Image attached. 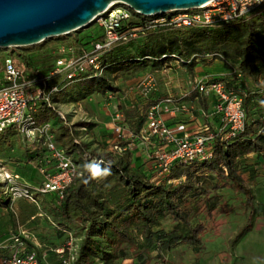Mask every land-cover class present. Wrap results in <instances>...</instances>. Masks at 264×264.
Listing matches in <instances>:
<instances>
[{"label": "trees", "instance_id": "16d2710c", "mask_svg": "<svg viewBox=\"0 0 264 264\" xmlns=\"http://www.w3.org/2000/svg\"><path fill=\"white\" fill-rule=\"evenodd\" d=\"M132 15L129 20L132 26H143L147 20L135 12ZM100 38L98 29L96 34L84 40L72 38L69 43L82 49L90 40ZM54 39L56 42L49 46L42 41L8 54L17 58L28 74H42L51 66L53 47L64 42L61 36ZM175 59L189 70L207 59H219L226 65L225 76L215 80L240 97L244 123L242 131L231 141L215 139L210 159L175 164L160 183H152L132 169L133 156L128 149L114 157L93 151L87 153L84 144L74 143L71 127L50 107L42 106L33 113L35 124H49L55 145L70 155L79 172V176L65 187L56 207L50 206L55 210L61 232L71 230L74 236L75 233L78 235L73 264H113L115 260L125 258V248L119 246L127 239L123 228L131 221L144 227L146 234L150 235L151 238H143L145 249L159 255L181 244L192 247L197 253L201 249L204 227L191 219L200 211L208 216L214 210L218 197L210 193L223 188H237L247 193L237 174L236 160L248 154L264 155V83L260 82L261 73L264 78V71H260L264 70V0L256 12L216 26L147 29L140 38L113 45L100 56V72L80 74L77 81L54 93L52 99H57L59 92L70 89L77 90L76 98L71 96L74 100L91 93L103 95L116 90L111 76H130L146 68L162 69ZM194 95L193 91L189 98ZM159 97L157 93L148 95L141 108ZM198 100L205 111V101L201 97ZM122 112L128 131L136 136L143 121L142 113L135 107ZM9 136L16 138L18 133L13 129L0 133V149L9 146ZM43 155L41 139L31 144L23 143L25 160L35 163ZM93 160L110 167L111 175L92 180L83 171V165ZM85 179L88 183H84ZM39 182L38 179L28 181L31 184ZM51 199L55 202L51 195L49 204ZM0 204L7 207L8 200L5 203L0 201ZM186 204L193 207V212H184L182 206ZM164 220L171 222L172 226L151 231Z\"/></svg>", "mask_w": 264, "mask_h": 264}, {"label": "built area", "instance_id": "2783aa9c", "mask_svg": "<svg viewBox=\"0 0 264 264\" xmlns=\"http://www.w3.org/2000/svg\"><path fill=\"white\" fill-rule=\"evenodd\" d=\"M262 1L209 0L195 9L144 16L147 20L143 26L130 25L129 20L135 11L125 4L116 3L93 20L101 32L99 40H90L87 47L82 49L69 42L57 43L52 49L53 61L45 73L28 74L17 58L4 55L0 60V133L13 129L27 143L41 139L44 147L43 157L35 162L41 177L38 184H27L15 173L0 174V188L8 202L12 204L22 199L35 204L37 197L52 195L57 203L62 199L65 187L79 176L77 165L70 155L55 145L49 124H35L33 113L42 106L53 108L54 93L77 81L80 74L100 72V56L113 45L140 38L147 29L155 27H206L228 23L256 12ZM179 61L175 59L171 65L178 66ZM209 75L196 76L191 90L177 97L167 93L141 108L148 95L157 93L152 72L141 74L135 84L141 102L131 106L143 115L141 127L136 136L131 135L121 109H115L110 114L114 151L120 153L124 150L118 143L126 137L140 140L157 179L164 178L175 164L210 159L215 139L219 142L231 141L242 131L244 112L240 97L232 90H226L222 82ZM193 91L195 95L189 98ZM117 93L105 92L103 100L108 104L118 96ZM199 97L203 98L209 110L202 109L198 103ZM55 112L62 117L59 110ZM211 113L218 116L215 127L200 121V118H206ZM74 143L78 144V141L74 139ZM42 216L41 213L36 214L37 218ZM16 231L0 241V264H41L34 250L26 243L27 234L20 227H16ZM62 233L65 234L62 244L52 250L56 257L55 264H73L77 245L68 231Z\"/></svg>", "mask_w": 264, "mask_h": 264}, {"label": "rangeland", "instance_id": "374dc122", "mask_svg": "<svg viewBox=\"0 0 264 264\" xmlns=\"http://www.w3.org/2000/svg\"><path fill=\"white\" fill-rule=\"evenodd\" d=\"M97 30L98 29H96L93 22L76 31L62 35V41L70 42L72 38L84 40L88 38L89 35L96 34ZM56 40L57 39L49 38L43 41V44H45V46H49L56 42ZM87 45L88 43L84 47L86 48ZM22 48L23 47H10L6 49L0 48V60L9 52L22 51ZM163 69H153V71H150V69L146 68L145 71L142 70L130 76H111V83L116 87L115 92H118L117 94L119 97L117 96L111 99L108 104L105 103L102 95L98 93H91L82 99L74 100L72 98L77 95L76 89H70L67 92L63 90L59 92V97L57 95V99H52L54 104L51 111L55 112V110H59L62 113V117L60 118L71 127L73 139L77 140L80 144H84L86 146L87 153L89 151H93L97 154H105L108 155V157H114L117 153L113 149V133L111 131L110 114L115 109H121V111L130 108L134 109L131 106L141 102V99H139L138 96V90L135 87L136 81L141 74L147 71L152 72L156 81L157 94L159 96H165L169 93L173 94L174 97H177L182 92L191 90L196 76L208 73L210 74V78L220 79L225 76L228 70L226 65L221 64L219 59H207L205 61H200L194 65L191 70H189L187 66L181 65H170L169 67H164ZM162 70L163 72H159ZM263 81V73H261L260 82ZM198 103L201 105L199 100ZM200 121L204 122V118H200ZM37 140L38 139H36V141ZM8 142L9 146H2L0 149V174L15 173L22 181L27 184H31L28 183V181L34 182L38 179V175L36 174L34 161H27L23 156V143L26 144L27 142L19 134L16 138H11V136H9ZM118 145L122 146L123 141L119 142ZM141 150L143 149L138 150L136 155L133 156L132 169L142 174L147 180L150 178L149 181L152 183H160L165 180L164 178H152L155 177L153 168H151L152 163L148 158L146 150L144 149L143 152ZM145 170L147 172H145ZM220 191L224 190L221 189ZM228 194L229 197L226 198L225 203H230L232 205L242 204V208L238 209L237 213L230 215V217H228L229 221L227 222L230 227L234 226L237 222H241V225H238L236 230V233L239 234V232H242L243 229L251 223L252 217H248V215L252 214V212H256V206H254L252 202L253 200H257V198L253 197L250 192L247 194L239 193L237 197L231 195L230 192H228ZM0 201L1 203H5L6 201V197L2 194L1 188ZM50 201L51 202L49 204L48 198H46V196H42L37 197L35 204L20 199L12 204L8 202L5 210L3 209V206H0V212L3 214V217L5 218L8 216L10 220L8 229H6L3 233H0V241L4 240L6 235L9 236L15 234L17 232L16 227H20V230H23L25 234H27L26 243L28 247L32 248L36 254L37 251L39 252L38 258L43 256L42 251L46 250L44 253L47 256V259L53 260L54 254L52 253V250L62 244L65 234L61 232L62 227L57 225V221L54 216L55 210L51 208L52 206L56 207V202L52 199ZM258 202H262L264 205V197L260 198ZM248 204L252 205L250 210L244 208L248 206ZM186 206L187 205L182 206V209H185ZM245 209L248 211L247 218H244ZM37 213H41L43 215L42 218H37V220L35 218L33 221L28 222V216H32ZM21 217L23 218L22 220ZM130 223V225H126L124 226L125 228H123L128 240L126 239L125 241H122L119 246L121 248H125L127 256L125 258L115 260L113 264H134L135 256L140 254L143 258H146V253L151 252V250L145 249L142 243L145 236L151 238L150 235L146 234L145 228L135 222L131 221ZM171 226V222L164 220L161 221L159 225L152 227L151 231L167 229ZM68 233L71 234L73 243L78 245V238H76L78 236L77 233H75V236L74 232L71 230H69ZM176 247L178 248H173L162 253L166 260L161 264H167L169 259L175 263L173 259L174 257L171 256V254L181 253L183 250V248L179 245ZM48 248H50V250H48ZM44 259H46L45 256ZM172 262L170 261L168 264Z\"/></svg>", "mask_w": 264, "mask_h": 264}, {"label": "crops", "instance_id": "0c3cea01", "mask_svg": "<svg viewBox=\"0 0 264 264\" xmlns=\"http://www.w3.org/2000/svg\"><path fill=\"white\" fill-rule=\"evenodd\" d=\"M159 72H163V70ZM206 109L209 110L207 104ZM204 121L211 124L212 127H215L218 122V116L217 114L211 113L204 118ZM120 147L128 149L132 156H135L138 150L145 149L140 140H135V138L129 139L127 137L123 140V145H120ZM143 150L141 151L143 152ZM236 167L237 174L242 179L247 193L250 192L253 197L257 198V200H253L252 202L253 205L256 206V212H252V214L248 215L246 209L250 210L252 205H249V203L248 206H243L246 208L244 210V218H247V215L248 217L251 216V223L248 224L243 231L241 230L242 232H239V234L236 233V230L238 225H241V222H237L232 227L227 223L229 221L228 217L233 213H237L238 209L242 208V204L232 205L230 203H225L226 198L229 197L228 192L237 197L239 193H245L243 190L237 188H224L222 189L224 191H220L221 189L212 191L210 194L218 197V200L214 205V210L208 216L200 211L198 215L193 216L191 219V222L201 223L204 227L201 235L200 251L196 253L192 247L179 244L183 250L181 253L171 254V256L174 257L173 259L175 263L169 259L168 262H172L170 264H264V205L262 202H258L260 198L264 197V155H245L236 160ZM145 172L147 171L145 170ZM36 174L38 175V180L41 181V177L37 173V170ZM148 179L150 180V178ZM46 198L49 200L51 195H46ZM186 205L184 212H193V207L190 204ZM0 206L3 205L0 204ZM3 207L5 210L6 207ZM35 218L37 220L36 214L28 216V222L33 221ZM22 219L23 218L21 217V220ZM9 222L10 220L8 216L4 218L3 214L0 212V233H3L8 229V225H10ZM5 237L8 236L6 235ZM174 248L178 247L175 246ZM48 250H50V248H48ZM45 251L46 250L42 251L43 256L38 258L41 263L55 264L56 257L53 255V260L47 259V256L44 253ZM38 254L39 252L37 251L36 255ZM146 254V258H143L140 254L135 256L134 264H161L166 260L162 253L158 255L157 252L151 251ZM44 256L46 259H44Z\"/></svg>", "mask_w": 264, "mask_h": 264}, {"label": "water", "instance_id": "95a60500", "mask_svg": "<svg viewBox=\"0 0 264 264\" xmlns=\"http://www.w3.org/2000/svg\"><path fill=\"white\" fill-rule=\"evenodd\" d=\"M209 0H0V48L25 47L93 23L108 6L143 16L195 9Z\"/></svg>", "mask_w": 264, "mask_h": 264}, {"label": "clouds", "instance_id": "9594fccd", "mask_svg": "<svg viewBox=\"0 0 264 264\" xmlns=\"http://www.w3.org/2000/svg\"><path fill=\"white\" fill-rule=\"evenodd\" d=\"M83 171L88 173L92 180L105 179L111 175L110 167L102 166L101 162L95 160L85 163L83 165ZM84 183H88V180L85 179Z\"/></svg>", "mask_w": 264, "mask_h": 264}]
</instances>
